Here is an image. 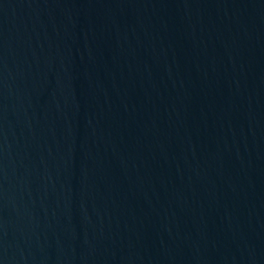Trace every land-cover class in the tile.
<instances>
[{
  "label": "water",
  "instance_id": "obj_1",
  "mask_svg": "<svg viewBox=\"0 0 264 264\" xmlns=\"http://www.w3.org/2000/svg\"><path fill=\"white\" fill-rule=\"evenodd\" d=\"M0 264H264V0H0Z\"/></svg>",
  "mask_w": 264,
  "mask_h": 264
}]
</instances>
